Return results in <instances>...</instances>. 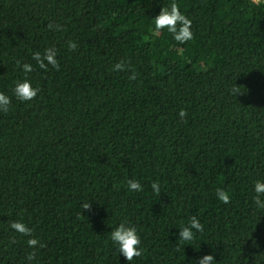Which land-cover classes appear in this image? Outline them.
Returning <instances> with one entry per match:
<instances>
[{
	"label": "trees",
	"instance_id": "trees-1",
	"mask_svg": "<svg viewBox=\"0 0 264 264\" xmlns=\"http://www.w3.org/2000/svg\"><path fill=\"white\" fill-rule=\"evenodd\" d=\"M171 2L0 0V264H264V0H175L184 44L154 32ZM49 47L59 67L41 69L32 53ZM16 60L34 65L30 101L12 93ZM194 215L204 231L178 247ZM121 222L141 235L131 262L109 238Z\"/></svg>",
	"mask_w": 264,
	"mask_h": 264
},
{
	"label": "clouds",
	"instance_id": "clouds-1",
	"mask_svg": "<svg viewBox=\"0 0 264 264\" xmlns=\"http://www.w3.org/2000/svg\"><path fill=\"white\" fill-rule=\"evenodd\" d=\"M154 32L159 33L161 30H165L172 34L173 39L180 44H184L193 39L194 33L191 29L192 20L186 16L178 7L175 0L168 6L161 7L160 12L154 16ZM69 47L75 48L76 44L70 43ZM32 58L36 62V65L41 69H48L51 65L53 68H58L57 49L55 47H49L44 50V53L36 51L32 53ZM23 73L24 78L17 80L12 89L14 97L20 101H30L37 96L39 88L34 86L32 81L27 78V74L34 70L32 63L22 62L20 60L15 61ZM127 66L123 61L117 62L114 65L115 70H123ZM133 72L132 77L134 78ZM12 103V97L6 94L4 91H0V112H7ZM180 117L186 115L185 110H181ZM126 187L129 191H142L143 185L139 180L129 179L126 182ZM151 189L153 194H159L161 191V185L157 181L151 183ZM253 203L257 209H264V179H257L253 184ZM217 199L225 204H228L231 200L229 193L220 187L215 190ZM84 208H88V202L82 205ZM11 229L17 233L29 236L27 244L29 247L38 245L37 238L32 236V229L24 222L20 220H13L10 225ZM204 231V225L201 223L197 216H192L188 223L179 228L178 234V247L181 245L191 244L190 242L195 240L196 234ZM110 240L117 247L120 254H122L128 262L133 261L134 257H139L142 254L143 248L141 246V235L136 226L121 222L117 226L113 227L110 232ZM188 242V243H185ZM216 259L213 253H206L202 255L198 261L194 264H216Z\"/></svg>",
	"mask_w": 264,
	"mask_h": 264
}]
</instances>
